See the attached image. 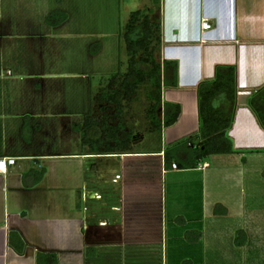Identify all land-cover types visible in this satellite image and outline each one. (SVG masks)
Masks as SVG:
<instances>
[{
  "label": "crops",
  "instance_id": "obj_1",
  "mask_svg": "<svg viewBox=\"0 0 264 264\" xmlns=\"http://www.w3.org/2000/svg\"><path fill=\"white\" fill-rule=\"evenodd\" d=\"M95 1L0 0V159H16L0 174V264H36L38 253L54 255L57 264H163L162 178L183 181L188 174L193 181L186 184L200 185L206 224L195 241L222 243L233 264H258L264 215L247 203L246 187L262 177L264 165V129L248 106L264 87V0H159L158 6L152 0ZM121 7L126 14L151 10L152 19L158 12L159 61L178 66L177 87L162 89V103L180 106L178 120L162 129L161 147L154 151L134 150L141 138L131 132L133 142L122 152L49 146L48 134L59 138L62 122H100L92 108L87 111L88 102H8V90L23 81L42 93L57 81L55 90L83 88L87 96L92 78L105 73L95 62L103 52L90 57L87 50L119 38ZM53 12L65 21L49 25ZM204 19L209 30L201 29ZM56 60L77 67H49ZM218 66L235 68L228 130L235 153L210 156L194 170L165 169V147L190 136L189 145H199L197 87L212 81ZM80 125H73L78 132ZM97 128L88 135L103 140ZM216 205L226 214L215 215ZM237 232L243 233L242 246L235 245ZM188 233L194 234L183 237Z\"/></svg>",
  "mask_w": 264,
  "mask_h": 264
},
{
  "label": "trees",
  "instance_id": "obj_2",
  "mask_svg": "<svg viewBox=\"0 0 264 264\" xmlns=\"http://www.w3.org/2000/svg\"><path fill=\"white\" fill-rule=\"evenodd\" d=\"M152 2L157 6L159 4V0H152ZM151 12V10H138L130 13L122 36L128 57L126 71L114 74L106 89L93 100L103 104L99 107L103 115L107 109L104 104L114 105V114L118 117L122 110V101L132 99L140 87H145L146 98L149 101L145 113L148 130L161 134L162 129L174 125L180 115L179 105L162 103V89L177 87L178 66L175 62L161 63L157 60L156 54L159 57L161 47L160 22L156 18L152 20L149 17ZM65 19L66 16L59 12H53L46 18L51 26H57ZM92 47L93 45L90 46L92 54L99 51L98 48L92 50ZM235 98V68L233 66L216 67L214 79L203 82L197 87L199 132L196 137L200 141L199 145L190 146L194 138L190 136L165 148L163 150L164 168H169L171 163H175L180 170H194L210 156L234 154L227 131L233 121ZM248 106L254 113L259 126L264 129V87L250 98ZM93 126H98L96 131L102 129L104 132L107 153L125 151L132 142V134L125 133L121 121L114 126H109L106 116L98 124L87 118L85 128L89 130ZM111 141L113 145L109 143ZM262 152L264 153V149ZM218 207L221 206L214 207L215 215H220L216 211ZM225 214L226 210L223 209L221 215ZM240 234L243 233L237 232V241L235 240L237 246L245 243L244 237L242 241H238ZM199 238L198 234L194 240ZM87 255H90V251H87ZM36 264H57V261L54 255L38 253Z\"/></svg>",
  "mask_w": 264,
  "mask_h": 264
},
{
  "label": "rangeland",
  "instance_id": "obj_3",
  "mask_svg": "<svg viewBox=\"0 0 264 264\" xmlns=\"http://www.w3.org/2000/svg\"><path fill=\"white\" fill-rule=\"evenodd\" d=\"M95 2L96 4L105 3L103 0H96ZM157 15L158 12L156 11V16ZM129 16L130 13L126 14V11L121 7L119 38L114 40L112 43H104V46L99 42H95L92 44V50H96V48L99 49V51L95 54L91 53V48L89 46L87 53L90 57L96 56L100 51H102L103 54L100 55L104 56V58L109 61L110 64H112L110 66L106 65L105 61H103V57L100 58L99 61L97 59V61L95 60L96 64L104 65L102 69L105 73L92 78V90H87V96L85 95V89L83 88L77 91L69 92V94L68 92L62 91L63 89L60 88L55 90V87H59V84H61V82L58 84L57 81L53 83L54 85L51 84L52 88L49 87V89L47 88L48 90H45L42 93L37 91V88H35L36 85H25L26 83L23 81H16L14 83V87H11L8 90V102H88L87 111H90V108H92V114L95 119L97 118L99 121H101L104 116H106L109 126H113L118 121H121L124 126L125 133L131 132L133 134H139L141 138L140 142L131 145L134 150H158L161 147V134H159L157 131L150 132L148 130L149 125L148 120L145 117V113L149 101L146 98L147 90L145 87H140L132 99L122 101V110L118 117L114 114V105L104 104V107L107 109L105 110L106 113L103 115V113L98 110L99 103L96 104L97 101H93L94 97L99 95L102 90L106 89L110 78L114 74L118 73L119 71L121 73L126 71V62L128 57L125 53V44L123 42L122 36L125 31V26L129 20ZM108 48H112V51L108 50ZM110 53H113V62ZM156 57L159 61L157 54ZM49 67H53L56 70L60 68L64 70H70L75 69L77 66L75 63H73L72 66L69 67L66 65V63L64 64L60 60H56L53 65L49 64ZM100 83L102 85H100ZM63 97H65V101H63ZM92 102L93 104H91ZM79 121L80 118L74 119L71 124L62 122L59 125L62 127L60 129L59 138H53V134H48L49 141L47 144L49 143V146H52L56 149L59 148L60 150H68L69 147L70 149H74L75 146L82 147V144H86L88 148L93 150L105 148L107 141L104 139L102 140L101 138H91L88 135V130L83 132L86 123L85 120ZM73 125H80L81 130L79 132L76 131ZM70 126H72V128H70ZM27 133L26 130L23 131V136L26 137ZM227 137L229 138L228 131ZM89 140H91V142ZM163 147H165L164 143ZM259 167H262L260 169L262 177H255L252 180L253 183L250 182L252 186L249 185L246 187V195L247 203L254 207L256 213L264 215V165ZM257 168L254 167L252 171ZM168 169L169 168H167V170ZM190 176L193 175H184L183 181L174 180L172 176H167L165 179L162 178V213L164 225L163 264H233L229 259H227L228 252L225 250L222 243L208 242L207 244L205 241L202 242L203 240H200L199 242L194 240L195 237L202 231L203 226L205 227L206 224L202 220L200 185L195 183L186 184V181H193V178ZM222 210V207H218L216 209L220 215ZM261 225L264 227V219ZM187 231L194 232V234L191 233L192 236H190V233H188L187 236L183 237L184 235L182 234ZM261 256L263 259L260 260L258 264H264V249L261 253ZM253 262L254 261L250 259L249 264Z\"/></svg>",
  "mask_w": 264,
  "mask_h": 264
},
{
  "label": "built area",
  "instance_id": "obj_4",
  "mask_svg": "<svg viewBox=\"0 0 264 264\" xmlns=\"http://www.w3.org/2000/svg\"><path fill=\"white\" fill-rule=\"evenodd\" d=\"M211 27L210 23L208 20H202L201 22V29L204 30H209ZM16 159L12 157H3L0 159V174H4L7 172V169L9 167H12L15 165ZM170 168L172 170H177V165L175 163H171Z\"/></svg>",
  "mask_w": 264,
  "mask_h": 264
}]
</instances>
